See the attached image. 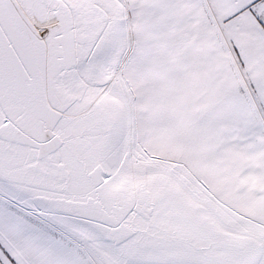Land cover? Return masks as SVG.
I'll use <instances>...</instances> for the list:
<instances>
[{
	"label": "snow or ice",
	"instance_id": "snow-or-ice-1",
	"mask_svg": "<svg viewBox=\"0 0 264 264\" xmlns=\"http://www.w3.org/2000/svg\"><path fill=\"white\" fill-rule=\"evenodd\" d=\"M0 264H264V0H0Z\"/></svg>",
	"mask_w": 264,
	"mask_h": 264
}]
</instances>
